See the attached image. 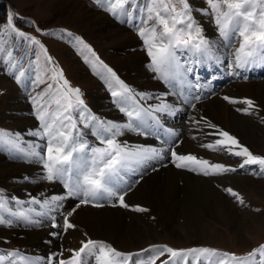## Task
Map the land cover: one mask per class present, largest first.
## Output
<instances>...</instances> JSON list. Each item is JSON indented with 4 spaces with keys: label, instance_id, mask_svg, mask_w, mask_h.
<instances>
[{
    "label": "rangeland",
    "instance_id": "rangeland-1",
    "mask_svg": "<svg viewBox=\"0 0 264 264\" xmlns=\"http://www.w3.org/2000/svg\"><path fill=\"white\" fill-rule=\"evenodd\" d=\"M3 1L5 8L0 18V26L6 25L8 15L11 12L15 17V28L18 31L24 32L29 37H35V40L39 41V43L37 44L31 40H25L10 30L4 31V33L0 35V169L4 168L1 165H5V168L9 169L8 172H0V201L5 204V208L7 209V211L0 210V216L6 221H11L10 224L7 222L5 224H0V257L4 258L0 261V264H50L49 257L53 256V254L63 252V257L61 258H67L70 255L69 250L79 249L81 241H86L88 239L104 242L120 253L140 254L131 259L110 254L109 259L111 264H131L132 260L144 259L149 255H158V249H153L150 253L141 252L142 249H148L151 245H167L176 250L199 248H211L216 250V255L200 252H184L181 257L174 258L171 264H219L221 259L225 261V264H240V262L233 260L231 256L224 257L223 253H234L237 257H244L243 264H264V253H257L252 257H248V254L252 253L254 249H258L260 245H264V222L252 223L264 217V192H260L250 188V186L248 187L243 183H239V178L264 180V173L260 172V167L258 165L240 169L239 165L244 158L229 155L222 147L217 146V148L213 150L202 147L201 145L210 144L209 140L211 136L208 135V131L200 127L199 130L203 131L204 134L200 135V139L197 138L199 133L192 131L193 129H197L195 124H193L196 123V120L193 118H195V114L198 113V110H196L193 105L196 100L193 101L192 105L189 104L188 101L186 103L185 100L187 98L190 99L189 96L193 92H196L195 90L203 88L205 91L208 89L214 77L221 78L226 74L237 71L233 63V53L239 48L242 38L233 37L229 46V40L220 36L214 18L200 11L209 8L206 0H188L190 6L195 9L192 15L197 21V26L202 28V35L208 40L210 49L207 53L197 54L199 62H196L197 55H194L191 51L178 52V56L183 64H192L191 66L195 68L194 73L184 76L183 83H169L159 78L158 74L152 70V58L148 55L149 45L145 44V38H142L138 34L136 28V25L140 24L138 18L131 22H128L124 17L117 19L112 14L104 11L102 7L95 3V0H81L82 3H85L92 10L105 14V20L111 19L109 21H112L115 26L129 31L137 38L136 46L130 47L127 45L123 50L127 52L130 49L134 51L136 48H140L144 56H146L145 75L148 76L149 72H151L165 84V90L156 97L154 104L151 105L156 106L164 103L170 105L172 109L171 114L155 113V115L159 117L158 123L153 120L148 121L150 128L149 126L145 128L143 132L146 134L143 135L147 138L149 137L148 139H150L151 145H148V141L139 143L141 144L140 146L155 147L156 144H154L155 142L152 139L155 138L159 140V144H157L155 148L160 151V157L144 162L143 164L145 165L132 164L133 166L121 172L122 182L119 184L117 190L118 192L126 193L124 195V201H130L127 202V204L131 206L129 208L130 210L128 209L129 215L126 216L127 220L133 222L134 225H138L139 222L133 218V213H138L137 215L143 218V223L148 224L153 229L156 228L155 232L152 234L154 235L151 238L152 240L143 242L142 245L135 248H128L127 246V249L125 246L119 245L107 237H95L76 221L74 214L69 217V219L76 225L75 229L68 230L55 237L50 235V233L62 231V229L51 227L52 223L62 225L63 215L66 211L72 209L73 206L71 207V204H74V206L78 204L80 198L68 196L63 183L59 181L54 182L60 189L56 188L46 194H38V192L37 195L25 196L21 192L25 190L24 185L32 183L34 179H32L30 174H27V176L17 175L15 174V170L20 164H27L29 167H37L38 165L41 166L42 170L47 175V170L44 167L46 154L42 149L45 148L48 138H41L32 134L41 130V122L37 119V113L41 105L45 104V102H50V106L48 107L49 113L56 108L55 101L59 100L62 104L67 105L71 103L73 105L71 110L73 116H76L78 111L83 110L85 117H95V120L88 119L86 121H78V127H80L82 133H87L83 138L87 141L90 148L106 147V145L100 143L103 137L92 134L96 131V128L92 127V125L98 126L100 122L108 125L110 122L108 121L107 115L122 114L123 118L126 119V112L121 111V107L131 110L133 106L137 105L138 101L144 103V99L141 100L138 95V88L136 86L141 82L140 80L144 78V74L140 73L139 70H132L131 67L125 70L117 66V62H119V59L123 58L125 54L120 53L119 50L117 51L116 47H113L112 43L109 42V38L115 37L116 31L106 32L107 34H104L105 37H102V35L99 36L98 32L92 33L89 31L96 25L95 23L89 24L86 20L85 22L84 20H76L78 17H82L84 13L85 15L90 14L89 10L82 6L80 7L78 3L80 0ZM172 2L175 3L177 11L181 10L179 0H172ZM261 6L262 5L257 0L255 4L257 11H259ZM224 7L225 6L221 4V8ZM96 16L95 13H92L90 18ZM122 19L125 20V22L122 23ZM102 25H104L105 29L112 30L107 23ZM209 27L214 28L215 31L211 32ZM76 37H79L83 43L76 40ZM149 43L151 44L153 41L150 40ZM84 44L90 46L91 51L85 48ZM9 53H11V58L8 55ZM93 53H95V55H93ZM255 55L257 59L260 58L258 64L264 62V56H261L259 51H257ZM49 58H51L50 61ZM9 59L14 61L18 66L22 65L21 70L25 72V75L21 77L19 83L15 80L14 76L9 74L10 72L19 74L18 71L8 63ZM230 64H232V67H229ZM108 68H110L112 72H108ZM256 69H259L258 73ZM260 69H264V67L246 66L243 70L247 71L239 70V76L235 75L230 79H222L215 89H217L219 93H221V91L225 92L222 94L218 93L223 100L224 97L227 96L243 101L244 98L248 97L241 95V93L240 96H238L239 94H236L235 90L230 87L229 84L234 81L262 82L264 81V72L260 71ZM251 71L256 74L251 75ZM112 73H115V75L113 76ZM126 76H135L137 81L131 82ZM245 77L247 78L245 79ZM38 80L42 82L37 83ZM65 80L68 82L67 85L64 84ZM49 84L52 85L51 89L48 88ZM125 87L129 90L128 93L124 92ZM211 87H213V84H211ZM75 89H79L78 98L75 92L72 91ZM42 91L45 94L42 98H39L38 94ZM113 91L119 93L120 97L128 95L132 99H130L127 104L118 103L120 97H113ZM159 93L160 91L156 94ZM204 93L205 92L200 95H204ZM34 98H36L35 101ZM173 98H178V100L188 105L190 108L189 111L185 114V111L183 113L184 109H182L181 115V113L178 112L179 109H177L179 106L175 107L177 100ZM78 99L82 100L83 104H79ZM243 104L244 103H235L232 107L236 110L237 108H243ZM144 105H147V103H144ZM249 111L257 118L259 126H255L254 129L264 140V115L261 114L257 108H252ZM241 113L245 114L244 112ZM126 120L129 122V118ZM179 120L187 126L184 130L186 131L185 134L191 138H195L199 148L208 151V156L204 155L205 157H201L202 160H208L210 164L221 163L237 169L236 172L228 171L213 175L211 173L216 170L212 169L210 165L184 162L186 167L180 168L184 170L194 169L187 171L203 176H206L203 172L208 171L210 174L206 177L210 178L211 183L229 202L231 201L229 206H227L225 202L222 204L218 202V210L214 213H209L207 211L206 213L195 208L193 210V213L197 215L194 216L197 218L199 217L198 219L203 221L207 228L214 231V233L216 232L220 239L217 238L211 241L198 238L197 235L185 236L180 230L182 222L184 221L182 218H180V224L168 223L161 213H157L155 208L148 205L147 201H136L135 198L132 199L130 197L132 193L141 188L140 184L143 182V178L146 174L159 165L162 166L170 162L177 168L175 166L177 163H183L176 161L174 157L172 158L170 155L171 152L169 151L171 146H180L181 140L184 139V136L178 133L181 131V127L178 126ZM133 123L139 122L134 121ZM84 124L89 126L84 127ZM148 130L150 134H148ZM141 131V129H137L134 133L136 135H141ZM175 131H177L178 134ZM116 140L125 145L120 136H117ZM130 144H132V142H130ZM231 148L233 151L239 150L236 146H231ZM247 148L254 155L264 157V143L258 144V146L248 143ZM33 153H39L40 155H33ZM90 158L91 153H89V159ZM35 172L38 171H34V173ZM30 173L33 174V171H30ZM128 185L130 186V190ZM181 185H183V182ZM229 187L240 194L244 200L243 204H240L235 197H232L225 191V189ZM181 195L183 196L181 198H187L183 193L180 194V196ZM53 196L64 197L58 201L60 207L55 210H51V203L45 204V201L50 202ZM33 198L39 200L41 203H33ZM183 201H186V199ZM92 202L88 204L94 205L99 203L104 206L121 207L116 197L104 196ZM213 202L215 203V199H213ZM135 206L143 207L148 209V211H135ZM20 212H23L28 219L26 220L24 217L19 216L18 214ZM12 213H17V215H12ZM255 214H257V216ZM28 220L34 221V223H29ZM245 224H247V226ZM43 226H48L49 229V232L42 235L45 246H49L47 247L48 249H45L46 247L44 249L39 248L40 246L37 245L27 246L20 243L21 239L27 237L28 231H40ZM140 228L142 230L144 229L142 225H140ZM177 233H182L183 236H178ZM56 240L58 243L57 246H54ZM133 240L138 242L139 238L134 237ZM9 253H13L14 255L9 256ZM168 256L169 254L166 253L165 257H162V259H166ZM92 264H99V262L93 260ZM156 264H159V260H157Z\"/></svg>",
    "mask_w": 264,
    "mask_h": 264
},
{
    "label": "snow or ice",
    "instance_id": "snow-or-ice-1",
    "mask_svg": "<svg viewBox=\"0 0 264 264\" xmlns=\"http://www.w3.org/2000/svg\"><path fill=\"white\" fill-rule=\"evenodd\" d=\"M256 2L257 0H206L209 8L200 10L203 14L214 18L220 36L229 40V46L233 37L242 38L239 48L233 53V63L237 71L231 72V75L239 76V70L245 69L247 65L257 58L255 55L257 51H259L261 56H264V0H258L262 5L259 11L255 7ZM95 3L117 19L124 17L128 22L134 21L137 18L140 20V24L136 25V28L138 34L142 38H145V44L149 45L148 55L152 58V70L158 74L159 78L169 83H183L184 76L192 74L195 71L191 64H183L181 62L178 52L191 51L194 55H197L207 53L210 49L208 40L202 35V28L197 26V21L192 15L195 9L190 6L188 0H179L181 5V10L179 11H177L176 5L172 0H95ZM221 4L225 7L221 8ZM121 22L123 23L125 20L122 19ZM7 30L15 32L25 40L39 43V41L35 40V37H29L24 32L18 31L15 28V17L11 12L8 15L6 25L0 26V35ZM75 39L83 43L79 37ZM150 40L153 43L150 44ZM84 47L91 51L90 46L87 44H84ZM8 55L11 58V53ZM196 62H199L198 55ZM8 63L18 71L19 74H16V72H10L9 74L14 76L15 80L19 83L21 77L25 75V72L21 70L22 65L18 66L11 59H9ZM229 67H232V64ZM107 71L112 72L110 68ZM112 74L113 76L115 75V73ZM39 82L42 81L38 80L37 83ZM67 83L65 80L64 84L67 85ZM48 88L51 89L52 85L49 84ZM72 91L75 92L78 98L79 89ZM128 91L125 87L124 92L128 93ZM44 94L42 91L38 94V97L42 98ZM112 96L120 97V94L113 91ZM194 98L198 99L199 97ZM130 99H132L130 96L125 95L120 97L118 103L127 104ZM140 99L143 100L144 97L141 96ZM224 99L233 104H247L248 108L236 109V111L244 112L245 114H252L249 108L254 109L255 107L254 101L248 98L239 101L225 96ZM78 102L79 104H83L82 100L78 99ZM55 103L56 108L51 113L48 112L50 102H45V104L41 105L37 113V119L41 122V130L32 134L41 138H48L45 148L42 149L46 154V159L44 160V167L47 170L46 179L48 181L62 182L64 188L67 190V195L79 197L80 200L75 207L65 212L62 225L52 223L51 227L62 229L61 232L50 233L54 237L68 230L75 229L76 225L71 222L69 217L81 205L91 203L100 197H116L121 207H131L124 201L126 193L118 192L117 190L119 184L122 182V170L129 168L132 164H143L148 160L158 158L161 153L155 147L138 146L134 149L128 148L126 145L117 142L116 137L122 134V128L131 131L141 129V134H145L143 129L149 126V120L159 122V117L155 113H172L171 106L164 103L156 106L149 105L147 108L133 106L131 110L121 107L120 110L126 112L129 122L123 126L112 123L105 125L103 122H100L98 126L92 125V127L96 128V131L92 134L103 137L100 143L106 145V147L90 148L87 141L83 138L87 133L81 132L80 127H78V121L95 120L96 118L85 117L83 110L78 111L76 116H73L71 111L73 105L71 103L65 105L59 100H56ZM134 121H138L139 123L134 126ZM83 126L88 127L89 125L84 124ZM208 126L217 129V126L210 122ZM208 135H219L224 139H217L215 144H204L201 145L202 147L210 150L216 149L217 146L222 147L229 155L244 158L239 165L240 169L258 165L260 172L264 173V157L254 155L246 146L241 145L236 137L227 131L219 129L216 132L208 133ZM231 146H236L239 150L233 151ZM169 151L176 161H191L196 164L210 165L212 169L216 170L211 173L213 175L237 171L236 168H231L221 163L210 164L208 160H202L191 154L180 155L174 149H170ZM89 153H91L90 159ZM33 155L39 156L40 154L33 153ZM175 166L181 168L186 167V164L177 163ZM203 174L207 176L210 173L204 171ZM225 191L232 197H235L240 204L244 203L240 194L232 188H226ZM63 198L53 196L51 197V201H45V204L51 203V210H55L60 207L58 201ZM32 202L36 204L41 203L35 198H33ZM94 206L100 207L102 205L96 203ZM0 210L7 211L2 201H0ZM134 210L138 212L148 211V209L140 206H135ZM12 215H17V213H12ZM18 215L24 217L26 220L28 219L23 212H20ZM6 222L11 223L10 220L6 221L0 216V224H5ZM28 222L34 223L31 220H28ZM153 249L159 250L158 255H149L144 259L132 260L131 264H156L157 260H159V264H171L174 258L181 257L184 252H200L216 255V250L211 248L176 250L167 245H151L148 249H142L141 252L150 253ZM69 251L70 255L67 258H61L63 257V252L53 254V256L49 257L50 264H92L93 260L99 262V264H111L109 259L110 254L118 257L124 256L129 259L140 255L139 253H120L104 242L91 239L81 241L79 249H71ZM166 253L169 254L168 258L162 259ZM257 253H264V245H260L258 249H254L252 253L248 254V257H252ZM11 255L14 254L9 253V256ZM223 256H231L233 260L240 262V264H243L245 259L244 257H237L234 253H223ZM3 259V257H0V261ZM219 264H225V261L221 259Z\"/></svg>",
    "mask_w": 264,
    "mask_h": 264
},
{
    "label": "bare ground",
    "instance_id": "bare-ground-1",
    "mask_svg": "<svg viewBox=\"0 0 264 264\" xmlns=\"http://www.w3.org/2000/svg\"><path fill=\"white\" fill-rule=\"evenodd\" d=\"M80 1L78 2L80 4V7L82 6L83 8L89 10L90 14L85 15V13H84L82 15V17L80 16L76 20H84V22L86 20L89 24L95 23L96 25L93 26V28L89 31L92 33L98 32L99 36L102 35V37H105L104 34L106 32L116 31L117 33H116L115 37L109 38V42L112 43L113 47H116L117 51L119 50L120 53L125 54V56L123 58L119 59V62H117V64H118L117 66L120 67V69L122 68L125 70H128L131 67L132 70H139L140 73L144 74V78L141 79L140 80L141 82L138 83L136 86L138 88L137 89L138 95L140 97L141 96L144 97V103H147V105H144V103H142L140 101L137 102V105H139L143 108H147L149 105L154 104L156 97L158 95L162 94L163 91L165 90L164 89L165 84L163 83V81L161 79H159L158 77H155V75H153L151 72H149L148 76L145 75V70H146V68H145V66H146L145 57L146 56H144V54L142 53L140 48L139 49L136 48V50H134V51H131V49H130L127 52H125V50H123V49H125V47L127 45L130 47L136 46L135 44L137 43V40H136L137 38L135 36H133L132 33H130L129 31H126L125 29L123 30V28H121L119 26H115L112 23V21H109L111 19L105 20V18H106L105 14H101V13L96 12L95 10H92L89 6H87L85 3H82V1L81 2ZM92 13H95L97 16L90 18ZM105 23H107V25H109L110 29H112L111 31L108 29H105L104 25H102ZM209 29L211 30V32L215 31L214 28L209 27ZM108 35H110V34H108ZM138 44H139V42H138ZM122 59H124V60H122ZM258 62H260V58H258V59L256 58L254 61H252L247 66L256 65V64H258ZM201 68H202V66H201ZM247 70H243V71H247ZM260 71L264 72V69H260ZM251 73L255 74L252 71H251ZM234 76L235 75L226 74L221 78L214 77L212 79V83L209 84V88L206 89L207 92H206V90L204 91V89L201 88L200 90H195L196 92H193L189 96L190 99L189 98L185 99L186 103L188 101L189 104H191V105H192L193 101L196 100L195 104H193V105L196 108V110H198V113L195 114V118H193L196 120V123H193V124H195L197 129L192 128L193 129L192 131L198 132L199 136L197 138L200 139V137H201L200 135L204 134L203 131L199 130L200 127H203L205 129V131H208V133L216 132L217 129H219V130L227 131L232 136L236 137L238 139L239 143L243 146L247 147L248 143L255 144L258 146V144L264 143V140L262 139V137H260L256 133V131L254 129L255 126H257V127L259 126L257 118L254 117L252 114L245 115L241 112H237L236 110H234L232 107L234 104L228 103L229 101L227 102V101H225V99L223 100V98L219 95V94H222L224 91H221V93H219V92H217V89H215L218 86L217 84H219V82L222 81V79H228V78L230 79V78H233ZM126 78L131 82L137 81L136 80L137 78L135 76H126ZM211 84H213V87H211ZM229 85H230V87H232L235 90L236 94H239L238 96H240V93H241V95L247 96L248 99H251L252 101H254V106H255L254 108H257L261 112V114L264 115V81L259 82V83L254 82V81H247V82L234 81ZM148 91L150 92V94ZM159 91H160V93L156 94ZM203 92H205L206 94L204 93V95H200ZM227 94H228V92H227ZM194 97H199V98L195 99ZM164 98H166V97H164ZM173 99H176V98H173ZM170 100H171V98H170ZM176 100H177V102H176L175 107L179 106L177 108V109H179L178 112L181 113V115H182L181 110L184 109L183 113L185 111V114H186V112H188L190 109L189 106L184 104L183 101L178 100V98ZM172 102H174V101H172ZM248 107L249 106L247 104H243V108H248ZM251 109L249 108V110H251ZM194 112H196V111H194ZM107 116H108V121L112 124H116L118 126H123L124 124L128 123V121L126 120V119H128L127 116H125L126 117V119H125V118H123L122 114L107 115ZM209 122L213 125H216L217 129L210 128L208 126ZM176 123H175V125H176ZM136 124L137 123H134V126ZM178 126L181 127L180 128L181 131H179L178 133L183 135L184 139L181 140L180 146H178V147L171 146L170 148L174 149L180 155L191 154V155H194V156L200 157V158L205 157L204 155L208 156V151H206L205 149L199 148L197 145V142H196L197 140H195V138H191V137L187 136V134H185L186 131H184V130L186 129L187 126L184 125V123H181L180 120L178 121ZM149 128H150V126H149ZM155 128H157V127H155ZM148 132H149V130H148ZM175 132L177 133V131H175ZM210 136H211L210 137L211 139L209 140L210 144H214L217 139H224L223 137H221L219 135H210ZM174 137H175V135H174ZM120 138L123 140L124 144L128 148L134 149V148L140 146L141 144H139V143H142V141H145V142L148 141V145H151L150 139H148L149 137L147 138L143 134L136 135L134 133V131H131L128 129L122 128V134L120 135ZM172 139H173V137H172ZM152 140L155 142L154 144H156L155 147H157V144H159V140H157L155 138ZM130 142H132V144H130ZM143 145H145V144H143ZM162 162H163V160H162ZM189 162H191V161H189ZM175 163H177V162H175ZM142 165H145V164H142ZM1 166L4 168H1L0 172L2 171L5 173V172L9 171L8 168H5V165H1ZM131 166H133V165H131ZM187 170H189V169H187ZM187 170L175 168L173 163H170V162H168L162 166L159 165L157 168H155L151 172L147 173L145 177L143 176L144 177L143 182L140 184L141 188L138 189L136 192L132 193L130 195V197L132 199L135 198L136 201L137 200H139L141 202L143 200L147 201L148 205L155 208L157 210V213H159V214L161 213L163 215V217L167 220L168 223L180 224V218H182L184 221L182 220L183 222H182V226H181L180 230L185 236L186 235H188V236L197 235L198 238L205 239V240H211V241L214 239H217V238L220 239L219 235L216 232L214 233V231H211V229L207 228V226L205 225V223L203 221L198 219L199 217L197 218L194 216L196 214L193 213V210L195 208V209H198V210H201L204 212L207 211L209 213H211V212L214 213L218 210V206H217L218 202L220 204L225 202L227 204V206H229V204H231L230 203L231 201L229 202L227 200V198H225L222 195V193L211 183L209 177L203 176L201 174H194L192 172H189L190 170L189 171H187ZM15 171H16L15 174H17V175H23V176L26 175L27 176V174H30L32 179H34L32 183L24 185L25 190H22L21 192L25 196L37 195L38 192H39L38 194H40V193L46 194V193H49L50 191H52L56 188L60 189V187L58 185H56V183L54 181H48L46 179L47 175L42 170L41 166L37 165V167H29L27 164H20L17 166ZM30 171H33V174L30 173ZM34 171H38V172L34 173ZM11 173H13V172H11ZM139 173H140V171H139ZM251 179L239 178V183H243L246 186H248V187L250 186V188H253V189L258 190L260 192H264V180H251ZM182 182H183V185H181ZM59 191H61V190H59ZM27 192H29V193H27ZM182 193L185 195V197H187V198H184V199H186V201H183L184 199L181 198V197H183L182 195L180 196V194H182ZM213 199H215V203L213 202ZM127 202H130V201H125V203H127ZM73 203H74V201H73ZM111 203H113V202H111ZM115 203H117V202H115ZM70 206L75 207L74 204H71ZM129 208H124V207L122 208V207H118V206L111 207V206H104V205H102L100 207H96V206L90 205V204H83L79 208L76 209L74 215H75L76 221L84 229H86V231H89L95 237L96 236L97 237H107L109 239H112L114 242L118 243L119 245L125 246L126 249H127V246H128V248H135L139 245H142L143 242H146V241L149 242L150 240H152L151 238H152V236H154L152 234H153V232H155L156 228L153 229L148 224L143 223L144 222L143 218L141 216L137 215L138 213L137 214L133 213V216H134L133 218L139 222L138 225H134L133 222L128 221L126 216L129 215L128 214L129 210H130ZM215 214H217V213H215ZM209 215H211V214H209ZM255 215L257 216V214H255ZM259 219H261V220L255 221V222L253 221L252 223L255 224L256 222L257 223H263L264 222V217H261ZM141 222H142V224H141ZM140 225H142L144 227L143 230L140 228ZM245 225L247 226V224H245ZM242 227H244V226H242ZM48 230H49L48 226H43L40 231H36V230H31L28 232L26 231L27 237L25 239H21L20 243H23L27 246H36L37 245V246H40L39 248L44 249L46 247L45 249H48L47 247H49V246H47V245L45 246V242L42 240V235L44 233L49 232ZM170 233H171V231H170ZM182 233H179V234L177 233V234L179 236V235H182ZM134 237L139 238L138 242L133 240ZM57 243L58 242L56 240V244L54 246H57ZM39 248H36V249L40 250ZM54 248H56V247H54Z\"/></svg>",
    "mask_w": 264,
    "mask_h": 264
},
{
    "label": "trees",
    "instance_id": "trees-1",
    "mask_svg": "<svg viewBox=\"0 0 264 264\" xmlns=\"http://www.w3.org/2000/svg\"><path fill=\"white\" fill-rule=\"evenodd\" d=\"M4 8H5L4 1L0 0V18L2 17V14L4 12Z\"/></svg>",
    "mask_w": 264,
    "mask_h": 264
}]
</instances>
